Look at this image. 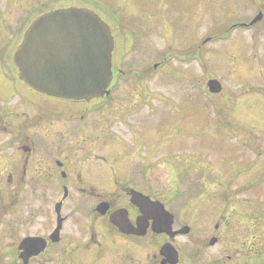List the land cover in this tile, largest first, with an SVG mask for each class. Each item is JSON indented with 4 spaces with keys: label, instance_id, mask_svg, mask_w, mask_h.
Listing matches in <instances>:
<instances>
[{
    "label": "rangeland",
    "instance_id": "obj_1",
    "mask_svg": "<svg viewBox=\"0 0 264 264\" xmlns=\"http://www.w3.org/2000/svg\"><path fill=\"white\" fill-rule=\"evenodd\" d=\"M99 1L120 9L127 0ZM183 4L184 0L178 3L180 17H166L170 22L175 19V24L164 23L161 33H154L151 19V33L137 37L136 28H128L133 20L120 18L119 33L127 28L123 32L127 37L120 40L114 72L124 81L116 85L113 103L119 99L114 113L120 114L121 121L127 116L125 122L134 132L128 133L118 122L122 141L137 138L143 127L152 131V135L133 142L138 147L127 166L128 176L141 173L139 168L147 162L151 164L152 186L147 195L174 215L175 230L188 226L191 234L173 241L162 236L151 240L148 235L129 246L104 227L103 220H91L92 208L108 193L70 191L62 215L67 218L64 230L70 234L65 240H71L72 248L65 247L63 241L40 264H125L130 254L134 258L131 264H161L159 245L165 240L179 251V264H264V155L257 160L264 153V44L257 50L258 44L236 42L231 37L198 50L193 42L205 36L214 21L219 20L214 25L220 31L222 20L210 16L201 20V14L192 17ZM83 5L95 8L88 0H0V54L10 56L13 64L22 37L20 21L26 30L40 14ZM121 10L119 17L126 16L127 7ZM255 17L253 12L248 14L249 19ZM230 19H240L239 12ZM138 24L148 26V20L138 19ZM146 72L148 77L138 83L130 75ZM215 78L223 86L224 98L208 91V81ZM35 100L39 105L48 102L45 98ZM134 102L137 107H133ZM105 106L111 105L105 102ZM140 112L144 124L132 123ZM69 125L77 126L74 122ZM41 132L46 130L40 128L36 137L43 144L47 140ZM246 142L255 143L258 152ZM52 146L58 145L54 141ZM44 191L39 194V203H34L32 192H23L8 205L0 193V264H15L18 254L17 236L6 235L2 222L21 228L20 223L32 221L35 212V229L42 237L55 229L54 207L64 194L54 189ZM109 199L129 203V209H134L122 191ZM213 239L217 243L212 247ZM104 247L107 252L99 256Z\"/></svg>",
    "mask_w": 264,
    "mask_h": 264
},
{
    "label": "flooded vegetation",
    "instance_id": "obj_2",
    "mask_svg": "<svg viewBox=\"0 0 264 264\" xmlns=\"http://www.w3.org/2000/svg\"><path fill=\"white\" fill-rule=\"evenodd\" d=\"M126 3L119 5L120 9L109 8L107 12L110 13V16L108 15L109 18L106 19L115 40L114 71L116 55L121 49L119 46L121 40L119 24L123 23V19L133 20L128 28L133 30L136 28L134 31L138 37L146 35L144 32L151 33V19L154 22V33H161L164 23H170L172 26L175 24V19L170 22L166 17H180V8L178 9L180 0H127ZM183 5L186 6L184 8L186 14L191 13L192 17L201 14L202 16L199 17L201 20L209 16L211 18L218 17L222 20L220 31L214 25L219 20L214 21L211 30L206 35L204 34L205 36L199 41L193 42L197 44L198 50H205L207 46L218 43L217 41H220V44L224 43L223 41H227L231 37H235L236 42L258 44L257 50L263 47L264 24L261 23L264 21V0H184ZM125 6L128 10L126 16L120 17L122 20L114 21L112 15L119 16L123 10L121 8ZM237 12L240 14V19L233 22L230 17L235 16ZM250 12H253L256 17L261 16L262 19L254 24L256 17L249 19L248 14ZM154 18L157 20L156 23ZM138 19L140 22L141 19H147L148 26L138 24ZM133 22L135 26L132 24ZM21 27H23V21L18 24V30L23 36L24 27L22 29ZM233 34L236 35L233 36ZM14 45L16 46L15 43ZM13 70L15 73H12ZM130 75L137 78V80L135 79L137 83L148 77L147 73L144 75L130 73ZM118 81L117 74L113 72L110 94L90 103L57 100L49 104L41 103L39 105L35 100L38 94L20 80L14 62L11 63L10 56L0 54V103H2L0 110V193L3 194L1 197L6 200L8 205L12 198L18 200L23 192H32L36 195L34 203H39V194L42 190L46 192L54 189L63 192V194L70 191L80 193L104 191L108 195H105L104 200L99 201L92 208L91 220L94 222L103 220L104 227L107 226L110 232L118 236L119 240L122 239L125 244L134 247V244L143 238L121 234L117 228L110 224L109 215L118 209H127L131 214L132 223L135 224L139 211L136 208L129 209V203L122 204L119 200H111L109 197L112 195L114 197L117 192L122 191L128 202L132 190L147 194L151 189V164L147 165V162L145 166L139 168L141 173L134 174L131 178L128 176L127 166L132 164L133 151L138 147V143L133 144V142L138 138H145L147 134L152 135V131L150 128L143 127L137 132V138L121 140L118 122L128 133L134 134V132H131L132 126L125 122L128 121L127 116L123 119L125 121H121L120 114L114 113V108L119 102L117 99L113 103L115 87L124 79ZM143 92L146 93V90L144 89ZM130 93L131 91L128 92V94ZM134 93H136V101L138 102L139 92ZM126 97L127 95L124 96V98ZM16 99L17 102L13 104ZM105 102L109 106L111 105L110 108L105 106ZM137 106L134 102L133 107ZM125 114L123 113V115ZM144 119L142 112H140L132 123L143 125ZM68 122L70 124L74 122L77 126L69 125ZM40 128L46 130V133L41 132L47 140L43 144L36 137ZM54 141L58 146H52ZM1 197L0 199H2ZM64 201H61L63 202L62 212L65 208ZM101 203L110 205L106 217H100L96 212V207ZM6 207L9 209V206ZM33 214L34 218L38 215L35 212ZM63 217L65 218V216ZM34 218L32 221L26 220L25 222L23 220L20 223L21 228H15L7 221L1 223L6 235L17 236L18 254L15 258V264H24L20 259L21 251L19 248L26 239L41 238L47 241L46 250L39 257L30 259L28 264H40V261L51 250L61 246L63 241H65L63 244L65 247L72 248L71 240H65L70 235L64 230L67 218L62 225L59 234L60 240L57 243L49 241L52 234L57 230V225L51 234L48 233L49 236L42 237L40 232L35 229ZM150 230L149 228L147 236L151 235V240H153L154 236ZM89 232L94 236V231L89 230ZM43 235L46 236V234ZM162 237L165 238V236ZM105 250L104 247V252L99 256H103L107 252ZM128 251L132 252L133 249L130 248ZM131 260L134 258L130 254L125 264H131Z\"/></svg>",
    "mask_w": 264,
    "mask_h": 264
},
{
    "label": "water",
    "instance_id": "obj_3",
    "mask_svg": "<svg viewBox=\"0 0 264 264\" xmlns=\"http://www.w3.org/2000/svg\"><path fill=\"white\" fill-rule=\"evenodd\" d=\"M112 51L108 27L93 12L70 8L37 19L26 32L15 62L22 79L34 90L67 100L91 101L104 96L110 85ZM209 89L212 94H218L222 87L219 82L211 81ZM132 203L142 213L137 230L132 227L125 210L115 212L110 218L121 232L144 236L149 221L153 220L152 230L157 234L165 233L171 238L189 234V228L172 232L174 218L161 203L152 202L139 193H133ZM98 211L105 215L107 205H100ZM216 242L212 240L211 245ZM24 247L26 260L45 248L30 240ZM161 254L166 258L163 264L178 263V253L171 244L164 245Z\"/></svg>",
    "mask_w": 264,
    "mask_h": 264
}]
</instances>
